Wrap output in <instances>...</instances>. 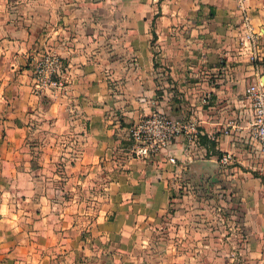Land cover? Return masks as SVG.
<instances>
[{"label":"crops","instance_id":"crops-1","mask_svg":"<svg viewBox=\"0 0 264 264\" xmlns=\"http://www.w3.org/2000/svg\"><path fill=\"white\" fill-rule=\"evenodd\" d=\"M8 1L18 7L0 12V264H226L242 244L247 264H264L260 154L245 129L219 133L250 118L243 90L264 72V0H241L245 11L240 0ZM244 14L260 61L243 45ZM46 49L62 57L65 86L34 94ZM153 107L197 114L215 151L200 144L191 158L178 136L132 156L129 127ZM225 150L228 167L206 159ZM206 194L228 204L216 207L224 218L185 202Z\"/></svg>","mask_w":264,"mask_h":264},{"label":"built area","instance_id":"built-area-1","mask_svg":"<svg viewBox=\"0 0 264 264\" xmlns=\"http://www.w3.org/2000/svg\"><path fill=\"white\" fill-rule=\"evenodd\" d=\"M242 11H245L243 2L239 1ZM259 32L256 31L244 14L243 45L248 51V57L252 61L261 59L258 54ZM63 61L60 54L53 50H46L34 60L32 91L34 94H41L47 90L59 89L65 86L63 78ZM257 66V64H256ZM255 79L248 83L243 93L248 100L250 118L246 125H241L235 118H230L219 130L220 134H229L232 130L245 129L249 133V139L257 152L260 154L259 162L253 166V171L264 181V72L258 70ZM245 126V127H243ZM129 135L132 138L131 155L135 157H147L159 152L163 147L172 143L176 137L182 136L186 140L185 150L189 157L197 158L199 137L205 134L209 139L216 140V133L213 131L203 132L199 127L198 119L195 116L177 118L168 112L153 107L149 113L144 115L138 122L129 127ZM202 148L206 149L204 144ZM210 153L211 150H210ZM195 155V157L193 156ZM208 153H206V156ZM204 156V155H203ZM210 156V154L208 155ZM214 159L218 165L226 167L235 161V154L230 150L221 151ZM171 161H175L173 156Z\"/></svg>","mask_w":264,"mask_h":264},{"label":"rangeland","instance_id":"rangeland-1","mask_svg":"<svg viewBox=\"0 0 264 264\" xmlns=\"http://www.w3.org/2000/svg\"><path fill=\"white\" fill-rule=\"evenodd\" d=\"M17 7H18V4L14 3V2L12 3V2L8 1L7 3H0V12H4V11H7V10H16ZM46 50H50V49H46ZM46 50H44L39 55H37L36 58H38L41 54H44ZM258 61H260V60H258ZM203 101H206V100L203 99ZM194 116L197 119L199 117L197 114H195ZM187 117L185 116L184 118H187ZM226 167H228V166H226ZM52 170H53V168H52ZM61 182L62 181L53 180L51 186H53V187L61 186ZM179 185H180L179 189H184V188H188V187L195 188L197 186L194 183L192 185L186 184V183H184V181H181V183H179ZM1 186L8 187V181L7 180L6 181L5 180H0V187ZM263 186H264V181H263ZM198 187H199V185H198ZM211 192L213 194H216V192H214L212 190H211ZM206 195L207 196H204V197L202 196L203 198L196 197V196L195 197H189V198H187V200H185V202L186 203H193V204H202V203L203 204H207V205H209V207H214V208H210V212H209V214H210L209 217L210 218L215 219L216 216L217 217H223V210L222 209L221 210L217 209L216 207H217V205H219L221 207H226L228 204L224 203V201L220 200L219 197H217L215 195L214 196L211 195V194H206ZM213 210H215V211L213 212ZM216 211H218L219 214ZM227 213L228 212H225L226 215H227ZM0 216H1V213H0ZM162 234H163L162 235L163 238L162 237L159 238L160 234H157V237L156 236L153 237V235H152L151 236V241H148L147 247H149V249L153 253L161 251L167 246L168 230L167 229L164 230L162 232ZM246 249H247V246L242 244L241 245V252H240V255H239L240 259H235L233 261L229 260L228 262L226 261V264H247L245 259H244V257H242L244 251L246 252ZM3 263L7 264V262L5 260L3 261Z\"/></svg>","mask_w":264,"mask_h":264},{"label":"trees","instance_id":"trees-1","mask_svg":"<svg viewBox=\"0 0 264 264\" xmlns=\"http://www.w3.org/2000/svg\"><path fill=\"white\" fill-rule=\"evenodd\" d=\"M154 36H155V33H153V37ZM128 136H129V141L133 142L129 133H128ZM199 142L204 144L206 146L207 150H211L212 152L215 151V141L209 139L205 134L200 135Z\"/></svg>","mask_w":264,"mask_h":264}]
</instances>
